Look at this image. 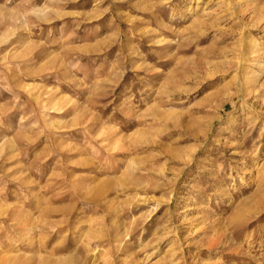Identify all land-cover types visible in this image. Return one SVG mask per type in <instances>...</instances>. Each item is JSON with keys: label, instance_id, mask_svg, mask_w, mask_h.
I'll list each match as a JSON object with an SVG mask.
<instances>
[{"label": "rangeland", "instance_id": "374dc122", "mask_svg": "<svg viewBox=\"0 0 264 264\" xmlns=\"http://www.w3.org/2000/svg\"><path fill=\"white\" fill-rule=\"evenodd\" d=\"M14 255L264 264V0H0Z\"/></svg>", "mask_w": 264, "mask_h": 264}, {"label": "bare ground", "instance_id": "6f19581e", "mask_svg": "<svg viewBox=\"0 0 264 264\" xmlns=\"http://www.w3.org/2000/svg\"><path fill=\"white\" fill-rule=\"evenodd\" d=\"M102 192V185H99L98 187L95 188V193L96 194H100ZM91 250H93L91 248ZM10 258H1L0 259V264H19L18 261H16V263H12V260L15 259L17 256H9ZM150 257V256H149ZM27 258V257H26ZM67 262V261H66ZM70 263V262H69ZM23 264V263H22ZM56 264H60V263H56ZM68 264V263H67ZM71 264V263H70Z\"/></svg>", "mask_w": 264, "mask_h": 264}]
</instances>
